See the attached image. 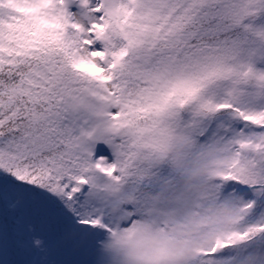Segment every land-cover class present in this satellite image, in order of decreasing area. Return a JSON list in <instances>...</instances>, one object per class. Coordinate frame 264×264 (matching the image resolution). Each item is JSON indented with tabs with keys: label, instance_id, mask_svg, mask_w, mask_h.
<instances>
[{
	"label": "snow or ice",
	"instance_id": "obj_1",
	"mask_svg": "<svg viewBox=\"0 0 264 264\" xmlns=\"http://www.w3.org/2000/svg\"><path fill=\"white\" fill-rule=\"evenodd\" d=\"M0 264H264V0H0Z\"/></svg>",
	"mask_w": 264,
	"mask_h": 264
}]
</instances>
